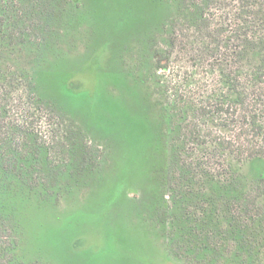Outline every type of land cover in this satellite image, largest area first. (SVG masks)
Here are the masks:
<instances>
[{"label": "trees", "instance_id": "trees-1", "mask_svg": "<svg viewBox=\"0 0 264 264\" xmlns=\"http://www.w3.org/2000/svg\"><path fill=\"white\" fill-rule=\"evenodd\" d=\"M151 3L163 14L123 64L144 108L133 135L69 107L67 52L93 39L83 0H0V264H49L25 254L26 213L133 150L129 196L167 263L264 264V0Z\"/></svg>", "mask_w": 264, "mask_h": 264}, {"label": "rangeland", "instance_id": "rangeland-1", "mask_svg": "<svg viewBox=\"0 0 264 264\" xmlns=\"http://www.w3.org/2000/svg\"><path fill=\"white\" fill-rule=\"evenodd\" d=\"M150 1L83 0L94 40L78 39L76 53L72 48L67 52L66 63L75 66L67 68L64 78L69 88L80 91L69 95L68 102L86 128L127 127L132 122L125 130L137 135L133 127L144 108L140 110L142 100L136 98L123 64L130 50L144 47L142 32L163 14ZM97 30L101 31L95 36ZM86 37L92 38L90 33ZM84 41L87 47L82 46ZM136 153L117 157L114 172H107L89 189L69 194L59 207L36 206L26 213V218L30 216L26 256L49 264H173L166 262L159 239L149 234L143 207L129 196L135 195L141 179Z\"/></svg>", "mask_w": 264, "mask_h": 264}]
</instances>
